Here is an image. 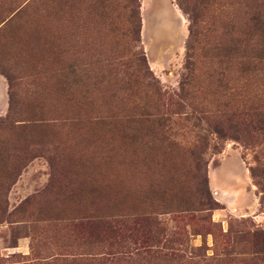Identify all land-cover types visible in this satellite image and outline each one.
Wrapping results in <instances>:
<instances>
[{
	"label": "rangeland",
	"instance_id": "1",
	"mask_svg": "<svg viewBox=\"0 0 264 264\" xmlns=\"http://www.w3.org/2000/svg\"><path fill=\"white\" fill-rule=\"evenodd\" d=\"M186 1L0 0V264H264L260 1Z\"/></svg>",
	"mask_w": 264,
	"mask_h": 264
},
{
	"label": "trees",
	"instance_id": "2",
	"mask_svg": "<svg viewBox=\"0 0 264 264\" xmlns=\"http://www.w3.org/2000/svg\"><path fill=\"white\" fill-rule=\"evenodd\" d=\"M260 5L257 9V11H254V13L251 16L250 21L254 23L253 27L256 28L258 31V39L254 49H252L249 53V55H245V61L241 63V71L244 72V74L247 75L248 72L255 73V76L260 75V80L264 82V0H259ZM183 3L186 7V13L189 16V19L191 23H193V26L196 25V20L198 19L199 12L195 4L191 5L190 2L183 0ZM134 18L137 19V16H134ZM192 31V30H191ZM136 35L138 33V30L134 32ZM137 41V39H136ZM140 60L142 61V68L146 70L148 73L149 67L145 61L143 53H140ZM188 64V62H187ZM188 69V66L185 67ZM142 70L140 68H136L134 73V78L145 82L144 74L141 73ZM151 74V72H150ZM192 82V77L189 74H183L181 77V81L179 83V89L178 92L174 95L178 98H186L188 97V88ZM264 88V84L262 85ZM228 89L227 96L223 97V101L221 104H223V107L228 110L230 106H236L238 102L243 103H249L254 104V100L251 98H247L243 95H234L230 93V90L233 88H227L225 87L224 90L226 91ZM234 91V90H233ZM234 93H237L234 91ZM157 95V93H156ZM263 95V94H261ZM239 99H241L239 101ZM237 113L233 116H236L240 120V128L243 131L244 134H246L247 137L254 138L258 137L259 135L264 134V106L259 105L255 108H248L244 109V107H236L235 108ZM153 120H147V122L151 124H157L160 125V120L157 118L158 115L154 114L149 116ZM251 176H254V171L251 169L250 171Z\"/></svg>",
	"mask_w": 264,
	"mask_h": 264
},
{
	"label": "bare ground",
	"instance_id": "3",
	"mask_svg": "<svg viewBox=\"0 0 264 264\" xmlns=\"http://www.w3.org/2000/svg\"><path fill=\"white\" fill-rule=\"evenodd\" d=\"M177 29L174 28L172 25L170 26L169 23H166V26H163L161 29L160 28L154 29L152 35L154 39L157 40L158 42L175 44L177 42V37L179 36L178 34L179 31Z\"/></svg>",
	"mask_w": 264,
	"mask_h": 264
}]
</instances>
